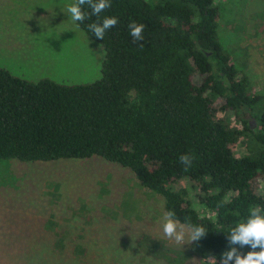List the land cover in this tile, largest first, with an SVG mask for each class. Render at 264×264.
Returning a JSON list of instances; mask_svg holds the SVG:
<instances>
[{
    "label": "trees",
    "instance_id": "1",
    "mask_svg": "<svg viewBox=\"0 0 264 264\" xmlns=\"http://www.w3.org/2000/svg\"><path fill=\"white\" fill-rule=\"evenodd\" d=\"M111 5L99 18L82 5L86 19L75 21L103 48L98 79L28 80L0 67V159L98 156L126 167L162 196L165 212L206 228L192 243L199 261L220 260L231 227L264 207V95L219 40L215 0ZM112 16L118 23L96 38L88 25ZM131 21L145 25L143 40L134 41ZM182 154L195 157L188 171Z\"/></svg>",
    "mask_w": 264,
    "mask_h": 264
},
{
    "label": "rangeland",
    "instance_id": "2",
    "mask_svg": "<svg viewBox=\"0 0 264 264\" xmlns=\"http://www.w3.org/2000/svg\"><path fill=\"white\" fill-rule=\"evenodd\" d=\"M73 3L0 0V67L28 80L98 79L104 51L67 13ZM215 3L219 40L264 95V0ZM164 213L161 195L98 156L0 159L2 264H203L187 237L176 244L164 236Z\"/></svg>",
    "mask_w": 264,
    "mask_h": 264
},
{
    "label": "clouds",
    "instance_id": "3",
    "mask_svg": "<svg viewBox=\"0 0 264 264\" xmlns=\"http://www.w3.org/2000/svg\"><path fill=\"white\" fill-rule=\"evenodd\" d=\"M82 5H88L92 9L91 14L98 18L100 13L112 6L111 0H76L75 3L67 7V13L74 22H83L86 19V13L81 8ZM117 23V17H105L102 23H91L88 28L96 38L103 39L106 30L111 29ZM128 27L134 41L143 40L144 24L131 21ZM194 159V155L182 154L179 156L184 171H188L192 167ZM163 221L164 236L176 244H185L186 237L187 242L199 241L207 233L206 228L202 225L180 223L175 218L174 211L164 213ZM228 242L231 245L230 250L222 253L220 264H264V207L259 205L251 207L247 219L231 227L228 232ZM237 245L240 248L250 246L253 250L242 255L238 251ZM257 248L260 250L255 251ZM205 264H216L215 257L206 258Z\"/></svg>",
    "mask_w": 264,
    "mask_h": 264
}]
</instances>
